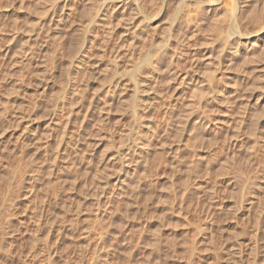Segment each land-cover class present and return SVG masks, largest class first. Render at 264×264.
I'll list each match as a JSON object with an SVG mask.
<instances>
[{
	"label": "rangeland",
	"instance_id": "1",
	"mask_svg": "<svg viewBox=\"0 0 264 264\" xmlns=\"http://www.w3.org/2000/svg\"><path fill=\"white\" fill-rule=\"evenodd\" d=\"M239 1L243 35L233 0H0V264H264V0Z\"/></svg>",
	"mask_w": 264,
	"mask_h": 264
},
{
	"label": "bare ground",
	"instance_id": "2",
	"mask_svg": "<svg viewBox=\"0 0 264 264\" xmlns=\"http://www.w3.org/2000/svg\"><path fill=\"white\" fill-rule=\"evenodd\" d=\"M121 5L120 6H124L125 5V2H123L124 0H117ZM133 2H134V8L136 7V9H138V0H132ZM118 3V4H119ZM219 3V2H218ZM128 4V3H127ZM223 5V7L225 8L226 7V17H227V21H229V24L231 25V28L233 29V31L236 33V34H238V35H243L244 33H242L241 32V29L240 28H242L241 27V24H242V22H241V19H242V17H243V12H242V9H241V7H240V1L239 0H233V2H231V4L230 3H228V5H226L225 3L224 4H222ZM199 6V5H198ZM225 10V9H224ZM196 12V11H195ZM141 13V12H140ZM190 13V12H189ZM189 13H187L188 15H187V18H185L186 19V21H190L191 19V17L190 16H192V14H190L189 15ZM196 15V14H195ZM186 16V15H185ZM96 17V16H95ZM225 17V18H226ZM51 18H52V16L50 17V19H49V21H51ZM142 18H148L147 16H143ZM187 22V26H193V24L191 23V22H189L188 23ZM187 26H185V27H187ZM191 26V27H192ZM187 30H189V29H187ZM223 36V35H222ZM222 36H221V38H222ZM225 39V37H223V40ZM230 41H229V39H226L225 40V43H224V45L225 44H228ZM222 44H223V42H222ZM232 46L233 47H236V50H238L239 48H240V44H241V42L239 41V39H236L235 41H233L232 42ZM164 55V56H163ZM162 56H163V59H161L160 58V60L161 61H163L164 62V60H165V56L167 55V53H165V54H163ZM173 55H174V52H172V54L170 55L171 56V58L173 57ZM167 57V56H166ZM167 59V58H166ZM160 60H158V62H161ZM167 65V64H166ZM185 76H186V74H185ZM187 76L189 77V73L187 74ZM191 78V77H190ZM182 79H183V77H182ZM190 110V111H189ZM188 111H189V114L187 113V115H190V116H192L193 115V111H194V109H193V111H192V108L191 109H189ZM246 113H247V111H246ZM242 122H244V120L241 118L240 119ZM241 123V122H240ZM242 124V123H241ZM139 147V146H138ZM138 154H139V156L142 154V148L141 147H139V151H138ZM138 156V157H139ZM141 158H142V156H141ZM122 162V161H121ZM119 189V188H118ZM120 189H122V188H120ZM99 214V213H98ZM104 252V251H103ZM102 256V255H101Z\"/></svg>",
	"mask_w": 264,
	"mask_h": 264
}]
</instances>
